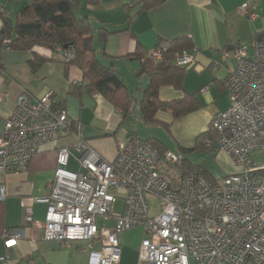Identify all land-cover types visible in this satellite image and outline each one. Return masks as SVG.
<instances>
[{
    "label": "built area",
    "instance_id": "built-area-1",
    "mask_svg": "<svg viewBox=\"0 0 264 264\" xmlns=\"http://www.w3.org/2000/svg\"><path fill=\"white\" fill-rule=\"evenodd\" d=\"M241 10L250 20L258 17L248 4ZM229 48L237 60L224 81L230 104L213 117L215 139L204 145H216L239 170L216 182L202 169L189 168L180 151L162 153L135 135L119 141L109 161L83 139V123L69 116L61 100L50 93L35 99L22 91L0 132V169L25 171L59 133H75V150L82 156L80 169L71 171L65 166L72 150L58 151L49 193L37 198L47 204L44 221L35 222L28 212L24 226L3 232L5 246L17 245L36 225L47 241L86 243L87 264H120L122 235L142 228L138 264H264V160L251 158L254 151H264V40L253 43L252 55L241 41ZM64 57L73 59L75 48H67ZM192 61V55H177L180 65ZM150 197L160 203L158 215ZM4 199L1 187L0 203ZM1 260L6 263L7 257Z\"/></svg>",
    "mask_w": 264,
    "mask_h": 264
},
{
    "label": "crops",
    "instance_id": "crops-1",
    "mask_svg": "<svg viewBox=\"0 0 264 264\" xmlns=\"http://www.w3.org/2000/svg\"><path fill=\"white\" fill-rule=\"evenodd\" d=\"M155 1L159 2L143 7L141 0H98L92 8L84 5L82 12L92 17L95 35L99 34L100 27L110 32L104 44L96 43L97 56L106 64L110 60L103 55V51L110 58H116V67L124 78L128 92L134 97L130 88L143 90L148 82H145L146 74H138L140 62L131 54L137 49L153 52L160 41L182 36L193 39V61L186 67L184 89L175 90L166 86L160 89L159 94L162 100H172L189 93L190 99L199 108L175 120L168 111L159 110L157 114L160 120L172 123L170 131L162 128L174 138L178 151L180 148L190 149L201 134L211 130L213 117L229 107L230 98L224 81L237 64L229 48L231 42L246 43L252 55L253 43L264 40V0ZM0 2L11 15L17 10L15 6L10 10L7 0ZM244 4L258 14L256 20H250L241 10ZM1 24L0 18V27ZM38 50L51 55L48 50ZM32 53L30 50L10 48L1 50L0 132L4 129L5 120L12 115L22 91H29L35 99L50 93L54 100L64 101L72 119L81 120L83 139L90 147L101 157L114 160L119 141L137 136L124 126V112L101 94L85 91L73 94L74 88L83 82V72L74 65L67 66L61 52H54L51 55L53 59L36 70L29 63ZM134 100L135 110L131 112L138 118V105L142 99ZM154 126L161 127L153 125L149 128ZM149 138H155L169 150L154 135L151 134L147 140ZM78 141L73 132L59 133L56 140L42 145L25 171L5 173L0 169V188L5 189V199L0 203V264H87L86 243L47 241L36 225L30 226L26 237L13 247L7 248L3 237L5 230L24 226L28 212L32 211L35 222L44 221L47 204L37 201V198L49 193L48 186L54 179L61 148L68 147L73 152L65 167L71 171L80 169L78 158L82 153L75 150ZM143 236L142 228L128 230L122 235L121 244L129 249L122 252L120 264H138V248ZM2 257H7L6 263L2 262Z\"/></svg>",
    "mask_w": 264,
    "mask_h": 264
},
{
    "label": "trees",
    "instance_id": "trees-1",
    "mask_svg": "<svg viewBox=\"0 0 264 264\" xmlns=\"http://www.w3.org/2000/svg\"><path fill=\"white\" fill-rule=\"evenodd\" d=\"M17 4L15 18L11 12L0 2V65L1 50L10 48L15 50H30L33 55L30 60L31 67L36 70L40 65L52 60L54 52H61L67 66L74 65L82 70L83 82L76 86L73 94H81L85 91L89 94H101L112 105L124 112V119L135 110L134 95L128 92L124 78L116 67V58H110L103 51V55L109 58L110 63L102 62L97 56L96 43L104 44L110 32L104 27L99 28V34L95 35L93 19L82 12L83 6L92 8L98 4V0H7ZM159 1L141 0L143 7L156 4ZM10 44L5 45V40ZM69 47L75 48V57L67 60L64 51ZM45 49L51 55L40 52ZM195 49L193 39L189 36L178 37L166 42L160 41L155 51L147 52L137 49L131 54L140 62L137 70L139 75L146 74L147 86L143 91V98L138 105L137 117L145 125H159L166 131H170L172 123L160 120L157 116L159 110H165L172 114L173 119H179L199 108L190 94L186 93L181 98L162 100L160 89L166 86L175 90L184 89V81L187 65L177 62L178 54L191 55ZM157 54L161 57L157 58ZM60 105H65L64 101ZM59 106V104H58ZM57 107V106H56ZM215 139V134L210 130L201 134L193 148H180L184 155L186 165L189 168H200L189 160V154L204 147L205 138ZM150 141L160 152L167 149L155 138ZM207 177L216 182L206 172Z\"/></svg>",
    "mask_w": 264,
    "mask_h": 264
},
{
    "label": "rangeland",
    "instance_id": "rangeland-1",
    "mask_svg": "<svg viewBox=\"0 0 264 264\" xmlns=\"http://www.w3.org/2000/svg\"><path fill=\"white\" fill-rule=\"evenodd\" d=\"M13 6H15V9H17L16 3L15 5H13V3H10L9 7L11 8L9 9L12 10ZM15 15L16 11H14L12 17L15 18ZM146 81L147 80L145 79V82ZM130 90L134 92L135 99L137 101H139V99H142L144 89L142 90L140 88H137V90H133V88L131 87ZM124 126L127 127L129 132L134 133L138 137L144 138L146 140L152 134L160 141H163L170 151H178L177 144L174 138L169 133H167L162 127L154 126L152 128H149V126L145 125L142 121L136 118L135 114L132 112L127 115L124 122ZM208 138L209 137L203 140V144ZM189 158L193 163L202 167L205 172L213 179H222L226 174L234 173L239 170L235 162L228 155H226V153L216 148V145H213L208 148L201 147L197 151L191 153L189 155ZM251 158L252 160L263 161L264 151H254L251 155ZM150 201L152 205V213L158 215L160 213V203L155 197H150ZM127 249H129V247L125 244H122V252L124 253V251Z\"/></svg>",
    "mask_w": 264,
    "mask_h": 264
},
{
    "label": "water",
    "instance_id": "water-1",
    "mask_svg": "<svg viewBox=\"0 0 264 264\" xmlns=\"http://www.w3.org/2000/svg\"><path fill=\"white\" fill-rule=\"evenodd\" d=\"M67 48V46H65Z\"/></svg>",
    "mask_w": 264,
    "mask_h": 264
}]
</instances>
